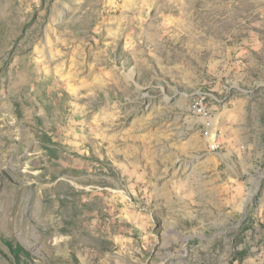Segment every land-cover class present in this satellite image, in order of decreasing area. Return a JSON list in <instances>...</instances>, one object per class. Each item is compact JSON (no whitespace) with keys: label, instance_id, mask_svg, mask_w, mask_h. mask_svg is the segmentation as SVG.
<instances>
[{"label":"rangeland","instance_id":"rangeland-1","mask_svg":"<svg viewBox=\"0 0 264 264\" xmlns=\"http://www.w3.org/2000/svg\"><path fill=\"white\" fill-rule=\"evenodd\" d=\"M0 81V264H264V0H0Z\"/></svg>","mask_w":264,"mask_h":264},{"label":"bare ground","instance_id":"bare-ground-1","mask_svg":"<svg viewBox=\"0 0 264 264\" xmlns=\"http://www.w3.org/2000/svg\"><path fill=\"white\" fill-rule=\"evenodd\" d=\"M3 80V79H2ZM8 81V80H7ZM1 82V81H0ZM11 82V81H10ZM2 84V83H1ZM3 91V90H2ZM25 91V90H24ZM56 103V102H55ZM34 107V106H33ZM68 162V161H67ZM52 163V162H51ZM53 163H55V162H53ZM53 165V164H52ZM51 165V166H52ZM64 165V164H63ZM77 167V166H76ZM53 169V168H52ZM60 172H61V174H68V180H70V179H72L73 181H78V182H89L91 185H93V186H90V187H88V188H84V189H80V193H78L79 195L80 194H83V196L85 197V196H89V198H90V201L92 200V202L95 200V198H96V195H97V191L95 190V187H94V181H95V178H93L92 176H90L91 174H92V170H87V171H84V169L83 168H73V166L72 167H70V166H61L59 169H58ZM50 171V170H49ZM52 172V171H51ZM54 172V171H53ZM72 175V176H71ZM67 178V177H66ZM59 180H61V179H59ZM65 180V179H64ZM62 183V182H61ZM59 184V183H58ZM74 184V183H73ZM67 185H69V181H67ZM69 188V187H68ZM71 188V187H70ZM71 189H73V188H71ZM78 190V189H77ZM69 191V190H68ZM100 192L101 193H107L108 191L106 190V189H100ZM69 194H71V193H69ZM74 195V194H73ZM78 195V196H79ZM88 198V197H87ZM99 198V197H98ZM75 199V198H74ZM100 205V204H99ZM96 206V205H95ZM98 206V205H97ZM17 214V213H16ZM101 214H103V217H104V215H106V213L104 212V213H101ZM100 215V214H99ZM16 217H17V215H16ZM100 217H102V215L100 216ZM99 218V217H98ZM14 219V218H13ZM20 219H21V215L19 214V221H20ZM18 220V219H17ZM14 221H15V219H14Z\"/></svg>","mask_w":264,"mask_h":264},{"label":"built area","instance_id":"built-area-1","mask_svg":"<svg viewBox=\"0 0 264 264\" xmlns=\"http://www.w3.org/2000/svg\"><path fill=\"white\" fill-rule=\"evenodd\" d=\"M202 112H203V107L201 106V104H199V103L196 104L194 113H202ZM218 138H219V135H218V133H216V138L211 143L212 149H218L219 148L220 144H219Z\"/></svg>","mask_w":264,"mask_h":264}]
</instances>
